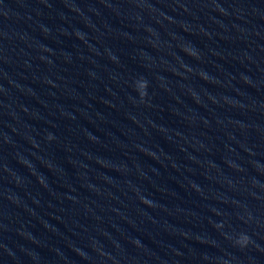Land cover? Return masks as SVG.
Listing matches in <instances>:
<instances>
[{"label": "water", "instance_id": "water-1", "mask_svg": "<svg viewBox=\"0 0 264 264\" xmlns=\"http://www.w3.org/2000/svg\"><path fill=\"white\" fill-rule=\"evenodd\" d=\"M0 264H264V0H0Z\"/></svg>", "mask_w": 264, "mask_h": 264}]
</instances>
